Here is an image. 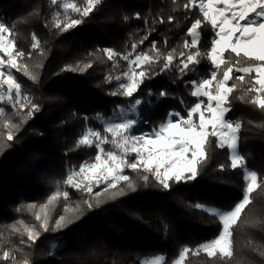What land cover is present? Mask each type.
<instances>
[{
	"label": "trees",
	"instance_id": "16d2710c",
	"mask_svg": "<svg viewBox=\"0 0 264 264\" xmlns=\"http://www.w3.org/2000/svg\"><path fill=\"white\" fill-rule=\"evenodd\" d=\"M82 4L83 0H74ZM186 0H102L86 22L66 33H59L51 27L52 11L55 6L50 0H0V22L14 29L16 46L32 52L26 56L29 67L39 77L34 83L13 69V74L22 84V91L41 105V111L29 120L16 134L11 147L0 153V235L9 237L10 226L17 220L38 227L34 212L26 205L46 203L47 197L57 189L70 192L68 206H74L85 194L68 189L63 181L69 169L95 155V149L76 148V140L89 127L102 130L95 121H84V115L96 113L110 117L117 105H125L124 97H113L108 93L118 83L114 76L122 73L127 64L118 60L119 67L112 68V62L99 49L112 48L120 53L131 51V44L147 33L145 20L156 28L138 51H147L150 41L155 40L161 50L178 47L186 37L187 28L199 17V10L185 12ZM62 13V9H58ZM139 13L141 19H136ZM127 16L129 19L125 20ZM174 20L169 24L168 17ZM163 17L165 23L160 24ZM187 17V19L185 18ZM48 27H45V24ZM35 33L40 41V51L31 49V36ZM212 31L210 26L202 29L201 48L210 47ZM165 38L169 43L164 45ZM89 53L93 55L89 56ZM92 63L82 72L61 71L67 65ZM39 65V67H37ZM198 67L199 75L207 76L211 67L203 61ZM113 77L111 83L105 77ZM237 75H239L237 73ZM173 70L146 81L137 95L147 98L151 89L149 106L142 108L141 118L150 123L142 125L151 130L172 110L186 116L183 99L191 107L196 98L190 95L191 84L184 81L197 79V73H189L182 80L176 78ZM233 81L229 82L231 85ZM161 90L170 95L158 98ZM244 95V99H235ZM255 94L236 92L233 94L232 111L228 118L242 124L240 151L245 156L246 166L264 178V111L250 103ZM5 109V120L19 123L11 105L0 104ZM0 135L7 130L0 126ZM110 147L109 145L105 146ZM227 149L209 147L208 162L200 170L194 182L173 184L165 191L154 180L145 186L139 181L136 192L106 200L98 208L85 211L68 227L57 232L44 233L31 247L26 235H11V243L0 241V255L13 249L17 264L27 258L30 264H140L147 257L164 255L166 264H172L185 246L195 249L201 243L218 235L221 225L209 214L196 209V203L231 209L242 197L243 170H232ZM225 170H220V165ZM133 178L136 173L126 170ZM102 187V186H101ZM95 189L94 191H99ZM103 199V197L101 198ZM253 203L242 215V222L234 230V252L232 264H264V189L252 194ZM65 201L59 198L51 209L50 226L64 212ZM21 209L17 211V209ZM259 221L260 223H253ZM19 227V225H17ZM30 243V242H29ZM55 245V247H53ZM22 249L15 250V249ZM0 264L11 261L0 260ZM186 264H221L209 259L205 253L189 254Z\"/></svg>",
	"mask_w": 264,
	"mask_h": 264
},
{
	"label": "snow or ice",
	"instance_id": "6c2138e0",
	"mask_svg": "<svg viewBox=\"0 0 264 264\" xmlns=\"http://www.w3.org/2000/svg\"><path fill=\"white\" fill-rule=\"evenodd\" d=\"M101 3L102 0H83L82 4L74 0H50V5L55 6L51 27L59 33L75 29L85 23L86 18ZM58 9H62V13ZM183 9L189 13L198 9L199 17L187 28L185 36L190 39H182L178 47L163 51L155 40H151L147 51H138L145 41H149L151 33L156 31L153 26L156 21L150 24L145 20L147 33L131 44V51L122 54L112 48L98 50L112 62L114 69L119 67L118 60L126 62V69L114 76L115 81L119 82L118 86L108 94L124 97L127 103L117 105L107 119L100 113L83 117L86 122H99L102 130L87 127L76 140L75 147L94 148L95 155L81 162L78 170L69 169L63 183L66 188L85 196L74 206H68L70 192L57 189L47 197L46 203L27 204L29 210L38 208L34 212L38 227L17 220L10 226L9 237L0 235V241L11 243V235H26L27 240L21 239L20 244L28 243L31 247L41 236V230L47 233L66 228L82 216L85 206L91 210L106 200H115L136 192L140 186L139 181L147 186L150 180H154L165 191L171 190L173 184L194 182L208 162V151L214 138L217 149H227L230 168L243 170L242 197L229 210L196 203L194 207L217 220L221 229L217 236L195 249L183 247L172 264H186L189 254L198 256L201 253L221 264H232L235 256L234 230L242 222V215L248 206L253 203L252 194L257 189H264V178L258 177L255 170L247 168L245 156L241 154V122L228 118L232 111L233 94L238 91L255 94L250 97V103L264 111V0H186ZM135 18L141 19L140 14L136 13ZM124 19L129 18L125 16ZM173 20L174 17L169 16L167 22L171 24ZM158 22L165 23L164 18L160 17ZM207 26L212 31L210 47L202 49V29ZM45 27H48L47 23ZM14 36L13 27L0 22V104L11 105L15 114L20 116L19 123L5 120V109L0 107V126L7 130L6 136L0 135V153L11 147L10 142L14 141L16 134L42 110L41 105L22 91V84L13 74L14 69L28 80L39 82V77L26 62V56L31 57L32 52L26 54L19 49ZM31 40V49L43 55L35 33ZM168 43L165 38L166 48ZM203 61L211 66L207 76L198 73L197 66ZM91 67L92 63L88 62L83 67L79 64L67 65L61 71L82 72ZM173 70L177 74L176 78L181 80L189 73H197V79L184 81L185 84H191L190 95L196 100L189 107L180 99L186 116L177 110L169 111L164 120L147 130L142 125L150 121L147 117L141 118L140 114L156 94L151 89L147 98L137 93L142 91L146 81ZM112 79L111 75L106 76L105 82L111 83ZM230 81H233L231 85ZM168 95L170 93L167 90H161L158 98ZM235 99L243 100L244 95L236 96ZM106 145L110 147L106 148ZM219 167L221 171L225 170L223 164ZM126 170L136 173V178ZM61 197L65 201L66 215H60L50 226L51 209ZM15 250L22 251L19 248ZM0 260L17 264L11 248L3 251ZM20 264H30V261L24 258ZM140 264H166V257L156 255L150 262L142 260Z\"/></svg>",
	"mask_w": 264,
	"mask_h": 264
},
{
	"label": "rangeland",
	"instance_id": "374dc122",
	"mask_svg": "<svg viewBox=\"0 0 264 264\" xmlns=\"http://www.w3.org/2000/svg\"><path fill=\"white\" fill-rule=\"evenodd\" d=\"M203 99V98H202ZM154 257H147V258H144L143 261L145 262H150Z\"/></svg>",
	"mask_w": 264,
	"mask_h": 264
}]
</instances>
